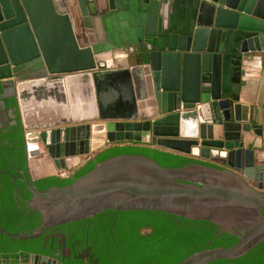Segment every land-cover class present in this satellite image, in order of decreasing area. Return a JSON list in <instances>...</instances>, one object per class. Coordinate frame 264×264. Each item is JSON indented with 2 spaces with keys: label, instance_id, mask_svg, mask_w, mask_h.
<instances>
[{
  "label": "water",
  "instance_id": "obj_1",
  "mask_svg": "<svg viewBox=\"0 0 264 264\" xmlns=\"http://www.w3.org/2000/svg\"><path fill=\"white\" fill-rule=\"evenodd\" d=\"M256 61L264 0H0V105L14 103L26 207L40 215L31 232L0 233L34 239L106 210H156L237 234L175 264L247 254L264 241V113L240 100ZM122 141L196 161L119 153L68 184H34ZM0 173L17 193L16 175ZM19 264L61 263L31 253Z\"/></svg>",
  "mask_w": 264,
  "mask_h": 264
},
{
  "label": "trees",
  "instance_id": "obj_2",
  "mask_svg": "<svg viewBox=\"0 0 264 264\" xmlns=\"http://www.w3.org/2000/svg\"><path fill=\"white\" fill-rule=\"evenodd\" d=\"M152 145V146H151ZM119 153H138L154 158L163 166L179 167L190 162L196 161L194 158L171 150L157 147L155 144L138 143L134 141H122L111 143L97 151L93 158L89 159L83 166L68 178L46 177L37 181L41 186L64 185L73 179L90 170L97 162L119 154ZM4 179V177H3ZM2 180V178H1ZM8 188H5L4 196L12 197V186L9 178L5 176ZM8 190V191H7ZM38 215L39 213L36 212ZM175 215L156 211V210H134V211H115L106 210L97 214L92 219L77 220L72 222V226L82 227L84 222H88L92 228L100 227V232L105 241L110 222L115 220V239L103 242V246L93 249L94 258L98 264H175L200 247H194L191 243V235L183 232L188 229H196L184 223H176ZM24 216H20L18 221L4 223L0 216V226L8 232H18L19 222ZM39 216H28L23 225L31 232L32 227L37 223ZM182 220V218L180 219ZM145 226L146 229L139 232ZM174 232V233H172ZM169 234V237H167ZM166 235V236H165ZM166 237V238H165ZM105 244V245H104ZM43 245V236L34 239L9 238L0 233V255H5L15 261V255L28 256L31 253L49 254ZM214 264H264V249L255 248L247 254L235 259H219L212 261Z\"/></svg>",
  "mask_w": 264,
  "mask_h": 264
},
{
  "label": "flooded vegetation",
  "instance_id": "obj_3",
  "mask_svg": "<svg viewBox=\"0 0 264 264\" xmlns=\"http://www.w3.org/2000/svg\"><path fill=\"white\" fill-rule=\"evenodd\" d=\"M13 106V102L5 104L4 106L0 105V170L9 171L16 175V177H14V182L18 192L14 194V185L11 177L7 174L0 173V216L6 224L9 222L12 223L13 220L18 221L20 216H24L21 220V224L19 222V229L25 232L29 229L23 225L26 218H28V216L40 215H38L36 211H32L26 207V201L30 198L31 193L27 191L26 185L22 182L24 177L22 173L23 147L17 112ZM68 175L72 176L71 173H68ZM5 176L9 178L8 182H10L12 186L11 198H6V196H4L5 188L9 189ZM37 181H35L34 184L39 189L49 187L41 186L37 184ZM96 215L86 219H92ZM173 217L176 223L180 222L196 228L184 230L183 232L191 235L190 244L194 247H200L198 250L217 246H229L237 240V234H230L223 231V228L219 224L203 220H188L178 216ZM181 218L182 220H180ZM38 219L39 217L36 219L38 224L30 228L31 230L39 225L40 222ZM109 225L106 239L110 242L115 239V229L117 230V223L115 225L114 220L110 222ZM146 229L148 228L142 226L139 229V232H144ZM232 230L239 231V228L232 227ZM148 231L151 232L152 230L148 229ZM46 234V236L42 235L43 245L45 247L48 245L47 250L49 254L42 255L55 258L61 264H98V261L94 258L92 250L102 247L103 242H107L100 232V227L95 226L92 228L88 222H84L82 227L79 226L78 228L76 226H72V222L61 224L54 227L52 230H49ZM167 235V237H169V234ZM257 247L258 249H264V241L251 250L254 252ZM24 256L25 255H15L14 261L8 256L0 255V264H19L22 262ZM206 264L214 263L209 262Z\"/></svg>",
  "mask_w": 264,
  "mask_h": 264
},
{
  "label": "crops",
  "instance_id": "obj_4",
  "mask_svg": "<svg viewBox=\"0 0 264 264\" xmlns=\"http://www.w3.org/2000/svg\"><path fill=\"white\" fill-rule=\"evenodd\" d=\"M252 65L253 66L241 76L244 85L241 86L242 91L240 100L242 103L249 104L264 113V65H261L257 61L253 62ZM261 150L264 151V141ZM72 160V165L78 162V160Z\"/></svg>",
  "mask_w": 264,
  "mask_h": 264
},
{
  "label": "rangeland",
  "instance_id": "obj_5",
  "mask_svg": "<svg viewBox=\"0 0 264 264\" xmlns=\"http://www.w3.org/2000/svg\"><path fill=\"white\" fill-rule=\"evenodd\" d=\"M145 144H154V141H150L149 143H145ZM107 145H109V144H107ZM106 145V146H107ZM152 146V145H151ZM83 160H85V156H81V157H79V161L78 162H82Z\"/></svg>",
  "mask_w": 264,
  "mask_h": 264
},
{
  "label": "bare ground",
  "instance_id": "obj_6",
  "mask_svg": "<svg viewBox=\"0 0 264 264\" xmlns=\"http://www.w3.org/2000/svg\"><path fill=\"white\" fill-rule=\"evenodd\" d=\"M73 161V160H72ZM74 161H76V160H74Z\"/></svg>",
  "mask_w": 264,
  "mask_h": 264
}]
</instances>
